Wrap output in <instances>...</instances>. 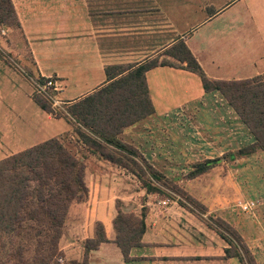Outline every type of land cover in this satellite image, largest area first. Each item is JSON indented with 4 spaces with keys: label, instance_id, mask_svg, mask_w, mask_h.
<instances>
[{
    "label": "crops",
    "instance_id": "0c3cea01",
    "mask_svg": "<svg viewBox=\"0 0 264 264\" xmlns=\"http://www.w3.org/2000/svg\"><path fill=\"white\" fill-rule=\"evenodd\" d=\"M11 2L33 72L54 78L55 103L80 98L105 83V65H135L176 40L184 42L211 78L264 75V0ZM14 53L23 60L19 50ZM4 57L0 55V158L69 128L64 119L54 118V132L45 135L50 128L39 119L41 112L43 118L49 114L31 98L32 75ZM144 79L153 111L125 126L119 137L181 183L202 209L180 202L177 195L165 199L161 191L145 192L144 228L124 255L114 241L112 218L115 199L126 202L130 196L122 192L119 177L103 169L94 173V184H86L84 199L68 205L57 241L59 262L245 264L242 250L209 222L218 217L238 232L255 264H264V148L246 149L252 134L217 90H203L195 73L163 64L145 70ZM178 114L194 118L200 128L199 142L188 146L195 152L181 156L169 141L173 126L165 128L167 140L157 142L164 130L154 121ZM206 159V169L182 179L169 168ZM96 160L108 168L119 166L100 156ZM98 179H108L111 188L97 185ZM243 200L253 204L242 210L238 201ZM95 221L102 224L105 239L84 254L83 241L93 236ZM226 248L236 253H226Z\"/></svg>",
    "mask_w": 264,
    "mask_h": 264
},
{
    "label": "trees",
    "instance_id": "16d2710c",
    "mask_svg": "<svg viewBox=\"0 0 264 264\" xmlns=\"http://www.w3.org/2000/svg\"><path fill=\"white\" fill-rule=\"evenodd\" d=\"M12 26H19L13 4L11 0H0V28ZM163 64L195 73L204 91L217 90L254 137L246 149L264 148V80L259 76L211 78L182 40L174 41L135 65H105V83L66 102L64 111L79 140L100 157L134 174L146 191H160L151 180L157 178L159 171L146 162L135 147L123 142L119 133L153 111L144 72ZM25 72L35 74L31 68ZM35 76L40 82L44 80L42 76ZM34 91L32 100L47 113L52 112L51 98L35 88ZM48 93L53 95V90L49 89ZM62 138L63 134L51 136L0 158V264H61L57 241L66 210L70 202L84 199L87 193L84 164ZM209 161L195 163L198 170L188 176L206 169ZM114 205V241L125 255L127 249L139 241L145 208L134 224V219L126 214L128 211L122 210L120 200L115 199ZM216 219L224 226L220 229V224L212 221L214 227L242 250L244 263L255 264L238 232L224 220ZM104 239L102 224L95 221L93 236L83 241L84 254ZM225 252L236 253L235 248L231 251L226 248Z\"/></svg>",
    "mask_w": 264,
    "mask_h": 264
},
{
    "label": "rangeland",
    "instance_id": "374dc122",
    "mask_svg": "<svg viewBox=\"0 0 264 264\" xmlns=\"http://www.w3.org/2000/svg\"><path fill=\"white\" fill-rule=\"evenodd\" d=\"M1 28L4 30L3 32L0 31V53L5 55V57H7L8 60L12 63V65L14 64L15 67H17L18 65L20 66V68L24 70H26L27 68H31L32 70L31 59L29 58L28 52L26 51V48L24 47L20 29L17 26L1 27ZM16 50H19L21 52V57L23 58L24 61L21 58L16 57V54L14 53ZM31 75L36 79L35 74H31ZM259 77L260 79L264 80V75L259 76ZM28 87L31 92L30 94H32L34 91V87L32 86L30 82L28 84ZM31 98H32V95H31ZM65 104L66 102H62L61 100L57 101L55 104H52V100H51L52 112L48 113L49 114L48 117L43 118L44 114L41 112L40 114L41 119H39L40 123L44 126L46 124V126L50 128L49 131H46L45 135H49L54 132L52 130V129H55L54 123L56 121L54 118L61 117L62 119H64L68 123L69 128L66 131H63L61 133L63 134L62 139L65 141L68 147L76 154V156L83 162L84 164L83 179H84L85 184H87L88 186L89 184L90 185L94 184L96 182L94 181L95 180L94 173H101L103 169L110 170L111 174L115 173V175L119 177V183H120L122 192H126V194L130 196L124 199L126 200V202H120V205L122 207H127L126 210L128 212L126 214L130 215L134 219V224H136V221L139 218L140 212L142 211L143 208H145V202L148 199L147 196L145 195V192H153L154 190L146 191L145 188L142 186L141 182L138 180V178H136V176L130 173L127 169L125 170L119 166L108 168V167H105L104 164H101L100 162H98L96 160V157H98L99 155L96 152L92 151L88 145H86L84 142L79 140V138L74 133L73 123L69 119V117H67L66 112L64 111ZM195 107L196 106L194 105L193 108ZM154 121L155 123L159 124L160 128L164 130L158 133L157 142L166 141L167 136H165L166 135L165 133L167 132L165 131V128H167L168 125L173 126L171 128V135L169 136V141L173 142L176 146H178V148L175 150L176 153H178L179 156H181L183 155L184 152L185 153L192 152V151L195 152V149H189L188 147V146H192L193 148V146H196L197 143L199 142L200 128L197 126V124H194V118L183 116L182 114H178L176 116H172L169 118H159L158 121L154 119ZM190 122L192 125L190 124ZM148 123H151V122H148ZM125 138L127 139V135L125 136ZM242 149L243 148H241L240 150ZM202 161L203 160L197 161V162H202ZM197 162H193L189 167H187L186 165H181V164L170 166L169 167L170 171H174L173 173H175L172 176L174 177L178 176L176 178H181V179L184 176H188L189 174L198 170L197 169L198 166L195 165V163ZM153 167L156 168L160 173L157 172L158 174L157 178H152L151 180L153 181V185L155 186V188H158L161 192L165 193L164 195H162L163 198L167 199L168 196L172 197V196L177 195L176 197L179 199V201L185 203L186 205L192 206L198 211L202 209V206L197 201H195L192 197H190L183 191L181 183H177L176 181H173L172 177L169 178L165 176L163 171L159 168L161 166H153ZM184 172H185V175H183ZM92 174L94 176V179H93ZM97 185H102L103 188L105 186L108 188H111L109 186L108 179L102 180V181H99L98 179ZM238 202H244V200L238 201ZM208 219L210 223L214 222L218 226L220 224L219 226L220 229H223L224 225L221 224L220 221L216 219V217L208 218Z\"/></svg>",
    "mask_w": 264,
    "mask_h": 264
},
{
    "label": "built area",
    "instance_id": "2783aa9c",
    "mask_svg": "<svg viewBox=\"0 0 264 264\" xmlns=\"http://www.w3.org/2000/svg\"><path fill=\"white\" fill-rule=\"evenodd\" d=\"M4 29H0L1 32H3ZM31 76V75H29ZM33 87L35 88V90L42 92L44 94H47L48 97L51 98L52 100V104H55V100L53 99V95H50L48 93V90L51 89L53 90L54 87V78L52 76H47L44 77L43 81H39L37 79H35L33 76L30 77ZM253 204V200H244V202H239V205L241 207V209L246 210L248 209L251 205Z\"/></svg>",
    "mask_w": 264,
    "mask_h": 264
}]
</instances>
